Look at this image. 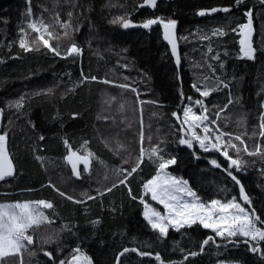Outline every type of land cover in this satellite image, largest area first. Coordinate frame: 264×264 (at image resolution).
<instances>
[{
	"label": "trees",
	"instance_id": "16d2710c",
	"mask_svg": "<svg viewBox=\"0 0 264 264\" xmlns=\"http://www.w3.org/2000/svg\"><path fill=\"white\" fill-rule=\"evenodd\" d=\"M142 3L143 0H0L1 130L7 132L6 150L14 166V175L0 182V204L40 199L54 204V209L45 213L52 223L42 222V227H34V244L27 251L35 255L18 260L13 254L5 257L9 259L5 264H52L44 251L51 252L59 264L61 259H71L72 250L77 247L92 264H116L124 248H136L150 255L140 257L129 251L120 256V264H158L154 259L157 253L164 264H260V257L248 252L246 244L225 246L211 230L199 225L180 231L170 229L166 237H160L143 219L144 209L139 203L143 183L156 174L154 159L143 157L141 167L127 181L136 200L131 199L128 188L118 183L126 172L117 170L130 171L137 161L136 131H127L126 126L131 118L137 125L135 110L140 104L144 112L171 119L172 135L157 146L165 150V158L178 157L177 164L167 169L168 174L187 181L205 203L211 199L226 202L235 197L242 207L249 212L255 210L264 219V136L260 135L264 122V6L259 0H245L239 7L235 0H159L154 11H138ZM214 7H230L231 11L197 15L201 9ZM250 7L253 60L242 56L237 28V24L246 23L243 12ZM118 17L129 19L134 25L154 17L176 20L180 70L162 41L159 25L151 30L124 29L118 20L110 23ZM30 19L54 25L59 39L53 38L49 43L53 47L59 45L62 55L72 43L81 48V54L54 56L38 40L32 51L25 52L19 47L21 36L25 35L29 42L37 37L27 28ZM57 19L69 22L67 35ZM21 28L25 33H21ZM215 28H223L225 36H213ZM233 28L237 31L232 32ZM212 56L220 58L223 69ZM91 76L97 80L83 79ZM218 77L229 87L217 85ZM106 79L113 86L101 83ZM122 83L129 88L117 86ZM193 83L202 89L206 85L217 89L203 98L209 108L207 114L217 120L221 131L231 134L233 143L253 152L260 145L261 152L254 156L241 151L246 165L237 173L250 197L251 208L239 200V186L208 163L217 158L227 167L219 153L202 152L195 144L194 149L178 146V126L172 112L179 115L185 104L181 90L185 91V98L200 99ZM133 87L137 92L131 91ZM137 96L143 104L138 103ZM17 101L21 104L19 109L14 107ZM145 117L146 113H142ZM120 123H126L123 138L115 132ZM236 135L241 136L244 145L234 139ZM65 140L78 155L91 153L89 171L80 169V179L72 175L71 165L65 160ZM229 152L236 158L234 149ZM114 183L118 186L107 192ZM54 188L65 192V197ZM85 192L94 199L81 195ZM69 195L83 204L67 199ZM145 199L160 209L148 195ZM95 220L99 223L93 225ZM209 235L216 244L210 243L201 251L200 244ZM47 238L51 242L45 244ZM192 251L198 254L192 257Z\"/></svg>",
	"mask_w": 264,
	"mask_h": 264
},
{
	"label": "snow or ice",
	"instance_id": "6c2138e0",
	"mask_svg": "<svg viewBox=\"0 0 264 264\" xmlns=\"http://www.w3.org/2000/svg\"><path fill=\"white\" fill-rule=\"evenodd\" d=\"M245 3V0H235V5L237 7ZM259 4L264 6V0H259ZM141 7L147 6L150 8H155L157 6V0H143ZM231 11L230 7L223 8H211V9H201L197 12V15L204 16L210 15L212 13L224 12L229 13ZM28 15L31 16V8L29 5ZM69 17L72 15L68 14ZM246 18V23L237 24L239 29V44L240 52L243 57L253 60L255 58V49L253 47L251 37L253 34V8H247L243 12ZM117 20L120 26L124 29L131 27H140L146 30H151L154 25H159L163 29V39L167 42L171 49V55L179 64L180 60L178 57V47H177V36H176V26L177 21L174 19H163L161 17H154L145 19L139 25H134L129 19L117 18L116 20L110 21V23H116ZM57 23L60 27L65 30V35L68 34V29L70 24L68 21L61 23L57 19ZM27 28L31 29L33 32L37 33L36 40L29 42L25 35L21 36L19 41V47L25 52L33 50L34 45H36L37 40L43 45L48 52L54 54V56H59L61 58L65 57H75L81 54V48L76 44L72 43L66 52L62 55L59 45L53 47L49 41L53 38L59 39L56 33L53 31L54 25L50 26L43 21H33L29 20L27 23ZM237 28L231 29L232 32H236ZM78 30V29H77ZM21 33H25V29H20ZM225 30L223 28H215L212 31L213 36H225ZM47 37V38H46ZM208 37H203L207 39ZM38 50V49H37ZM212 49L209 48V52ZM212 60L220 63V68L223 69L224 65L220 62L218 56H212ZM83 75V74H82ZM84 80L91 79L96 81L97 77H83ZM127 79V77H125ZM105 84L111 83L109 80L102 81ZM217 85H223L227 88L229 85L224 83L219 77L216 81ZM121 89L129 88L128 84H118ZM192 87L198 92L201 99H193L191 96L187 97L188 103L183 104V114L182 119L176 111L172 112V116L176 119V122L180 125L178 146H186L188 149H194V142L198 144L199 149L203 152L208 153L214 151L219 153L220 156L227 161V167H224L217 158L209 159L208 163L214 168L220 169L236 185L239 186V200L243 201L245 204L251 208L250 197L246 194L245 188L238 178L237 173H241L244 170L246 161L241 158V151L246 152L249 156H254L257 152H261L260 145L257 144L256 151H249L247 147L241 149L235 143H233V138L231 134L221 131L217 124V120L209 118V108L205 104L203 98H207L213 91L217 89L211 85H206L203 89L198 87L193 83ZM48 91H51L49 89ZM132 92H137V88H131ZM181 99H184V93L181 92ZM138 103L143 104L144 101L139 100L137 96ZM232 103V99H229V104ZM14 107L19 109L21 107L20 101L14 104ZM198 107L200 113L197 114L193 108ZM225 108L228 105L224 106ZM264 107V105H261ZM222 111V109H221ZM74 117L76 114H73ZM220 112H216V116L219 117ZM264 115V114H262ZM210 125L215 127H210ZM199 129V133L197 132ZM260 135L264 136V122L260 125ZM228 137L227 140L224 137ZM41 140L44 139L43 136L40 137ZM150 139V138H149ZM236 141H239L241 145L245 144V141L240 135L234 137ZM141 140H143V133H141ZM7 132L0 130V180H4L6 177H12L14 175L13 161L10 159L6 150ZM87 142H85L86 144ZM65 147L68 150V154L65 156V160L71 165V172L74 177L80 179V173L77 170V164H83V171L87 173L89 171V157L91 153L86 152L84 156H80L76 151H73L70 144L65 140ZM83 147V145H82ZM234 149L236 152V158H233L229 152V149ZM193 156L199 157L193 151ZM264 155V152H261ZM147 155L149 158H155L154 163H156V174L149 178L143 183L142 189L143 194L139 197V203L143 205L142 217L147 221L148 225L159 233L160 237H166L170 229L180 231L185 228H192L194 225H199L205 230H211L215 234V237H219L220 240L227 245H239V243H244L247 245V251L256 254L260 257V264H264V227H259L258 224H264V219L257 215L255 210L249 212L240 203L237 202L235 197L228 199L226 202H222L220 199H211L208 203L203 202L197 195L195 191L189 187L188 182L179 179L175 176L169 175L166 169L170 166H174L178 162V157L172 155L170 158H165V150L157 146H152L150 151H145L144 148L140 150V159H137L135 166L131 168L130 171L127 169H118L117 172H126L122 179L118 180L119 185L128 188V194L131 199L136 200L137 197L132 194L131 188L129 187L127 181L129 177H132L134 173L141 167L142 158ZM39 158V157H38ZM127 163V161H125ZM234 170V171H233ZM117 184H113L112 188H107V192H111L113 188L117 187ZM49 187H53L51 184ZM59 192L61 197H65V192L55 189ZM103 195L102 193H99ZM82 196H86L87 199H94L88 193H82ZM150 195L151 201L163 207V213L157 210L156 207L151 206L146 202L145 196ZM69 200H73L71 195L66 197ZM74 203L83 204L82 200H73ZM42 209H54V204L45 199H40L36 201H23L15 202L11 204H0V257H6L8 255H18L22 251L27 250L26 245L34 244V237L29 234V229L34 225H40L42 222L52 223V220L45 215ZM93 225L99 223V220L91 222ZM26 242V243H25ZM51 242V238L45 239L44 243L48 244ZM210 243L216 244V240L213 236H207L200 244L201 251L204 250L206 245ZM220 245L217 244V248ZM72 258L69 260H59V264H92V261L86 255L80 252V248H74ZM135 252L140 257L149 256V252L137 251L136 248H124L123 253ZM198 253L192 251L190 255L195 257ZM30 255H35V253H30ZM43 255L48 257L52 264H56L55 257L49 251H44ZM120 256L116 258V264H120ZM154 259L158 264H164L161 255L157 253ZM187 259V256L185 257ZM3 264V261H0ZM219 264H225L221 261Z\"/></svg>",
	"mask_w": 264,
	"mask_h": 264
},
{
	"label": "rangeland",
	"instance_id": "374dc122",
	"mask_svg": "<svg viewBox=\"0 0 264 264\" xmlns=\"http://www.w3.org/2000/svg\"><path fill=\"white\" fill-rule=\"evenodd\" d=\"M212 14H215V13H212ZM212 14H210V15H212ZM123 66L125 67L126 65H123ZM119 70H121V69H119ZM102 81H104V80H102ZM102 81H101V83L105 84ZM105 85L113 86V83L111 82V83L105 84ZM181 91L184 93V102H185V104H187L188 100H187V98H185V91L184 90H181ZM193 110L197 114L200 113V109L198 107H194ZM135 112H136V119L138 121L137 125L132 123L133 118H131L128 121L129 123H127L126 127H127V131H133V130L136 131L137 147H138L137 159H140L141 148H144L146 152L150 151L152 146H158L159 142L162 139H164L167 135H172V130L170 129L172 122H171V119H168V120L163 119V117L161 116L160 113H155L152 111L144 112L143 111V105H140V104L136 108ZM142 113H146L145 119L142 118ZM182 114H183V108L181 106V108L179 110V115H180L181 119H182ZM174 120L176 121L175 118H174ZM125 124H122V123L116 124L115 132H116L117 137H121V138L124 137ZM177 126L179 129L180 125L178 123H177ZM163 128H165V129H163ZM160 131H162L161 134H159ZM197 132L199 133V129H197ZM141 133H143V140H141ZM194 144H195V142H194ZM195 145L199 148L198 144H195ZM144 157L149 158L147 155H145ZM153 159H155V158H153ZM80 169L83 170V164L82 163L77 164V170L79 171ZM110 169L113 171V167H110ZM166 171H167V169H166ZM148 197L151 199L150 195H148ZM237 202L240 203L239 201H237ZM158 206L160 207L159 211H161V213H163V207L161 205H158ZM46 210L47 209H42V211L44 213H46ZM37 226L42 227V223L40 225H34L31 229H29V234H32L34 227H37ZM26 246H27V248L29 247V245H26ZM28 254L30 255V253L26 250V251H22L20 254L15 255V256H18V258H19L18 260H20V259L24 258V256L27 257ZM8 256L10 257L11 255H8ZM0 261H3V264H5L6 261L7 262L9 261V259H7L5 257H0ZM225 264H237V263H225Z\"/></svg>",
	"mask_w": 264,
	"mask_h": 264
},
{
	"label": "water",
	"instance_id": "95a60500",
	"mask_svg": "<svg viewBox=\"0 0 264 264\" xmlns=\"http://www.w3.org/2000/svg\"><path fill=\"white\" fill-rule=\"evenodd\" d=\"M158 1H159V0H157V3H158ZM142 4H143V3H142ZM142 4H141V5H142ZM155 8H156V7H155ZM155 8H150V7H147V6H144V7L139 6V7H138V11H140V10H142V9H146V10L154 11ZM154 26H156V25H154ZM154 26H153V27H154ZM153 27H152V28H153ZM135 28L143 29V28H140V27H131V29H135ZM161 29H162V28H161ZM144 30H146V29H144ZM176 36H177V26H176ZM162 41H163L164 45L168 48V51H169V53H170V55H171V49H170V46H168L167 42L164 41V39H163V29H162ZM177 47H178V57H179V60H180V45H179L178 39H177ZM171 57H172V55H171ZM172 59H173V62H174V64H175L177 70H180V67H181V60H180V63L177 64V63H176V60H175L173 57H172ZM2 118H3V112H2L1 107H0V130H1V126H2ZM13 167H14V166H13ZM6 178H7V177H6ZM6 178H5L4 180H0V182L5 181Z\"/></svg>",
	"mask_w": 264,
	"mask_h": 264
},
{
	"label": "bare ground",
	"instance_id": "6f19581e",
	"mask_svg": "<svg viewBox=\"0 0 264 264\" xmlns=\"http://www.w3.org/2000/svg\"><path fill=\"white\" fill-rule=\"evenodd\" d=\"M171 56V55H170ZM172 58V57H171ZM173 60V59H172Z\"/></svg>",
	"mask_w": 264,
	"mask_h": 264
}]
</instances>
